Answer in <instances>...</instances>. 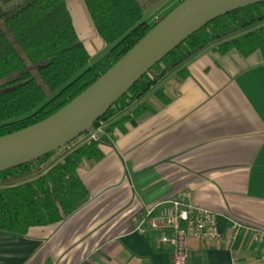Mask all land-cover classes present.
I'll return each instance as SVG.
<instances>
[{
  "label": "crops",
  "instance_id": "1",
  "mask_svg": "<svg viewBox=\"0 0 264 264\" xmlns=\"http://www.w3.org/2000/svg\"><path fill=\"white\" fill-rule=\"evenodd\" d=\"M65 1L91 66L110 47L83 0ZM173 1L162 0L144 19L155 21ZM70 4L78 5L81 28ZM218 45L100 126L102 157L78 170L87 203L25 236L0 232V264H175L136 228L147 208L181 192L217 215L223 237L220 244L189 239L187 264H264V237L255 239L264 232V43L250 53H220ZM234 223L243 226L239 233Z\"/></svg>",
  "mask_w": 264,
  "mask_h": 264
},
{
  "label": "trees",
  "instance_id": "2",
  "mask_svg": "<svg viewBox=\"0 0 264 264\" xmlns=\"http://www.w3.org/2000/svg\"><path fill=\"white\" fill-rule=\"evenodd\" d=\"M161 1L83 0L96 32L110 47L89 66L90 54L65 0H0V137L37 124L66 106L184 0H174L155 21L145 20ZM217 43L220 53L259 48L264 43V2L219 17L191 35L92 128L132 107L169 73ZM66 147L0 173V232L25 236L32 227L69 218L87 203L89 194L78 170L101 159L99 142L88 141L57 162Z\"/></svg>",
  "mask_w": 264,
  "mask_h": 264
},
{
  "label": "water",
  "instance_id": "3",
  "mask_svg": "<svg viewBox=\"0 0 264 264\" xmlns=\"http://www.w3.org/2000/svg\"><path fill=\"white\" fill-rule=\"evenodd\" d=\"M264 0H184L91 86L49 118L0 137V173L56 152L86 132L149 70L213 20Z\"/></svg>",
  "mask_w": 264,
  "mask_h": 264
},
{
  "label": "built area",
  "instance_id": "4",
  "mask_svg": "<svg viewBox=\"0 0 264 264\" xmlns=\"http://www.w3.org/2000/svg\"><path fill=\"white\" fill-rule=\"evenodd\" d=\"M100 135L101 127L92 128L87 133V138L99 142ZM242 228L241 224H233L235 233H239ZM136 229L151 233L154 248L170 252L175 264H187L189 239L217 244L223 240L218 229L217 215L195 206L189 192H181L172 200L147 208ZM263 237V231L255 232V239Z\"/></svg>",
  "mask_w": 264,
  "mask_h": 264
},
{
  "label": "rangeland",
  "instance_id": "5",
  "mask_svg": "<svg viewBox=\"0 0 264 264\" xmlns=\"http://www.w3.org/2000/svg\"><path fill=\"white\" fill-rule=\"evenodd\" d=\"M70 7H71V9L73 11V15H74V18L76 20L77 27L78 28H81V23H80V20H79V9H78V5H76V4H70ZM161 15H163V14H161ZM81 139H83V138H81ZM73 146H74V144L73 145H67V147H66L65 150H67V149L70 150V149H72Z\"/></svg>",
  "mask_w": 264,
  "mask_h": 264
}]
</instances>
